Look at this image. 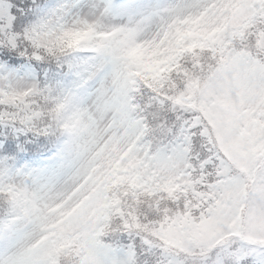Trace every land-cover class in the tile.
Wrapping results in <instances>:
<instances>
[{
	"label": "snow or ice",
	"instance_id": "1",
	"mask_svg": "<svg viewBox=\"0 0 264 264\" xmlns=\"http://www.w3.org/2000/svg\"><path fill=\"white\" fill-rule=\"evenodd\" d=\"M0 264H264V0H0Z\"/></svg>",
	"mask_w": 264,
	"mask_h": 264
}]
</instances>
